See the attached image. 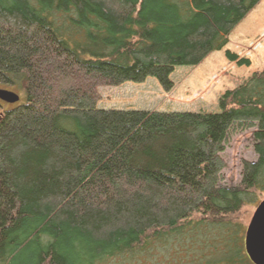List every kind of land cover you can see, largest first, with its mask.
Here are the masks:
<instances>
[{"label": "trees", "instance_id": "obj_1", "mask_svg": "<svg viewBox=\"0 0 264 264\" xmlns=\"http://www.w3.org/2000/svg\"><path fill=\"white\" fill-rule=\"evenodd\" d=\"M262 1L0 0V85L26 96L0 111V264H252L239 214L264 196V70L215 113L103 109L96 93L171 89ZM243 133L255 159L224 185Z\"/></svg>", "mask_w": 264, "mask_h": 264}, {"label": "rangeland", "instance_id": "obj_2", "mask_svg": "<svg viewBox=\"0 0 264 264\" xmlns=\"http://www.w3.org/2000/svg\"><path fill=\"white\" fill-rule=\"evenodd\" d=\"M255 18V19H253ZM253 19V20H252ZM258 19V20H257ZM249 60V67H238L225 59V51ZM264 70V0L246 20L231 33L226 47L211 54L197 68H176L170 76L172 88L165 90L154 78L142 83H125L119 86H100L97 89V107L119 110H146L162 112H218L220 97L239 86L253 73ZM1 90L19 97L18 103L9 105L0 101V111H8L26 101L21 85L15 89L0 85ZM223 184L239 183L242 164L255 159L250 133L236 135L225 152ZM264 200L261 196L258 204ZM242 208L239 219L244 229L258 206ZM130 261H114L106 264H128Z\"/></svg>", "mask_w": 264, "mask_h": 264}, {"label": "water", "instance_id": "obj_3", "mask_svg": "<svg viewBox=\"0 0 264 264\" xmlns=\"http://www.w3.org/2000/svg\"><path fill=\"white\" fill-rule=\"evenodd\" d=\"M0 101L9 105L18 103V95L0 89ZM245 252L252 264H264V200L256 207L244 237Z\"/></svg>", "mask_w": 264, "mask_h": 264}, {"label": "bare ground", "instance_id": "obj_4", "mask_svg": "<svg viewBox=\"0 0 264 264\" xmlns=\"http://www.w3.org/2000/svg\"><path fill=\"white\" fill-rule=\"evenodd\" d=\"M253 19H255V18H253ZM253 19H252V20H253ZM257 20H258V19H257Z\"/></svg>", "mask_w": 264, "mask_h": 264}]
</instances>
